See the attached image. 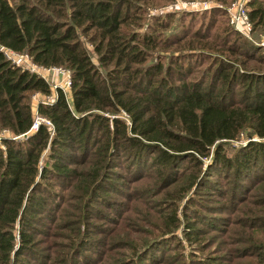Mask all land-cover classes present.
<instances>
[{"label":"trees","instance_id":"1","mask_svg":"<svg viewBox=\"0 0 264 264\" xmlns=\"http://www.w3.org/2000/svg\"><path fill=\"white\" fill-rule=\"evenodd\" d=\"M147 1L0 0V47L25 53L37 66L67 69L71 96L68 103L62 89L55 87L51 100L38 101L35 114L45 118L49 125L39 123L31 130L29 97L34 93L48 96L50 87L35 72L10 64L0 50V131L7 130L11 135L0 140L1 264L7 261L14 243L10 229L17 218L19 244L13 264H27L21 257L33 250L32 239L23 230L29 227L32 207L39 206L40 200L33 192L40 185L35 182L37 162L46 146L49 161L39 175L43 178L51 172L58 177L78 176L74 169L61 163L66 154L63 148L75 143L85 153L91 139L94 145L89 152L99 153L104 160L117 151L131 158L147 153L152 155L150 161L164 171L177 168L182 160L195 162V166L200 164L198 158L207 157L211 147L215 163L251 168L256 161L264 162V71L246 73L234 69L235 62L220 59L209 79L214 87L220 85L218 90L201 88L204 80L178 87L168 85L163 90L166 84L163 78H157L162 70L160 62L144 68L131 65L143 63L149 51L164 48L170 41L158 37L157 29L140 35L124 30L128 15L135 14V2ZM248 7L252 28L264 26V5L250 0ZM223 14L227 20L226 13ZM162 26L158 22L155 28ZM231 31L235 36L232 44L216 50L237 54L245 60L260 52L264 60L260 47L246 43L239 33ZM79 33L87 35L100 65L112 63L115 67L104 75L98 72L79 40ZM187 45L191 51H204L215 50L218 43L196 40ZM235 61L237 65L245 62ZM171 63L176 72L182 70L178 61ZM188 66L184 69L188 70ZM164 74L171 76L168 68ZM139 76L145 84L141 89L134 83ZM178 78L184 82L182 77ZM156 84H161V89ZM235 85L242 88L240 93L234 90ZM119 110L127 113L129 124L104 115ZM240 132L256 139H249L241 154H235L231 160L218 155L217 142L234 139ZM17 135L22 136L12 138ZM98 174L92 167L81 172L85 189L87 180L94 181Z\"/></svg>","mask_w":264,"mask_h":264},{"label":"rangeland","instance_id":"2","mask_svg":"<svg viewBox=\"0 0 264 264\" xmlns=\"http://www.w3.org/2000/svg\"><path fill=\"white\" fill-rule=\"evenodd\" d=\"M232 1L135 2V14L128 15L124 30L140 35L157 29V36L167 38L171 44L149 51L143 63L131 66L144 68L160 62L162 70L157 78H163L166 84L163 90L168 85L178 87L201 80H204L201 88L213 90L209 79L220 59L245 61L244 65L234 63L233 67L246 73L264 71L260 52L245 60L237 54L216 50L232 44L235 36L231 29L237 32L229 24L225 10ZM256 2L264 5V0ZM158 22L164 26L155 28ZM262 32L264 26L252 28L251 24L246 37L242 34L241 37L257 46L255 42L260 41ZM207 33L209 36L205 37ZM78 37L98 72L104 75L115 67L112 63L100 65L87 35L79 33ZM196 40L218 45L215 50H189L187 43ZM261 51L264 54L262 48ZM173 61L181 63L182 70L176 72ZM187 64L188 70L184 69ZM167 68L171 73L168 78L164 74ZM66 70L34 68L48 82L51 92L48 96L34 93L29 97L33 121L40 117L35 114L36 103L51 100L55 87H60L71 103L69 86L65 84ZM142 80L139 76L134 82L139 89L145 86ZM156 85L161 89V84ZM241 89L234 86L236 92ZM104 115L129 124L123 110ZM10 136L7 130L0 131V140ZM249 139L256 138L240 132L234 139L219 140L218 155L230 160L235 154L239 156ZM93 145L94 140H89L85 153L75 143L63 148L66 154L61 163L79 174L67 178L52 172L45 178L39 176L49 161L47 146L42 150L35 177L40 185L33 192L40 207H32L29 227L23 230L32 239L33 250L21 257L27 264H264V162L256 161L251 168L215 163L211 147L207 157L198 158L200 164L195 166V162L182 160L177 168L164 171L150 161V154L131 158L117 151L104 160L99 153L89 152ZM0 147L3 149L1 142ZM91 167L99 174L94 181L87 180L85 189L81 172ZM19 230L17 218L10 229L14 243L4 264L14 263Z\"/></svg>","mask_w":264,"mask_h":264},{"label":"built area","instance_id":"3","mask_svg":"<svg viewBox=\"0 0 264 264\" xmlns=\"http://www.w3.org/2000/svg\"><path fill=\"white\" fill-rule=\"evenodd\" d=\"M246 2L247 0H233L232 3L228 7H225L229 24L232 25L233 28L237 32L240 33V35L241 34L244 35V37H246L245 34H247L251 30V23L248 19L247 11L245 9ZM247 38L250 39V37H247ZM255 45L261 47L264 52V32L260 34V41L255 42ZM0 50L2 51L5 59L8 60L10 64H12L13 66L20 67L28 71L34 72V68L37 65L32 63L30 58L25 53L13 52L4 47H0ZM48 68H52V67H48ZM54 68L58 70L61 69L59 67H54ZM66 73L67 75H66L65 84L66 86H69V82H70L69 72L66 70ZM39 123H44L46 125H49V122L45 118L38 117L33 121L31 130L35 129Z\"/></svg>","mask_w":264,"mask_h":264}]
</instances>
